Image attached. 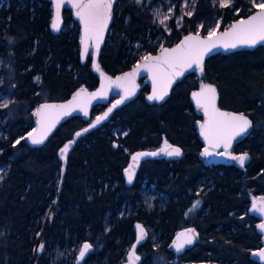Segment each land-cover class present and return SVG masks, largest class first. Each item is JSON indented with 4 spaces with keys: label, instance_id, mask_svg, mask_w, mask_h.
I'll list each match as a JSON object with an SVG mask.
<instances>
[{
    "label": "trees",
    "instance_id": "trees-1",
    "mask_svg": "<svg viewBox=\"0 0 264 264\" xmlns=\"http://www.w3.org/2000/svg\"><path fill=\"white\" fill-rule=\"evenodd\" d=\"M185 1L192 14L183 15L180 24L172 19L167 31L155 24L156 8L171 6L178 16ZM254 3L264 0H232L227 7L218 0H118L99 66L110 75L125 72L186 34L206 37L217 25L225 30L252 14ZM51 18L45 0H5L0 6V95L11 98L0 106L5 119L0 167H6L0 183V264H122L135 242L136 222L156 235L153 240L149 232L137 247L139 264H258L251 254L261 248V236L249 208L252 198L264 196V47L209 58L201 78L186 76L160 106L145 102L143 86L136 99L77 138L61 175L60 148L105 106L95 107L87 121L70 118L41 146L25 142L37 105L97 85L90 58L80 64L79 28L70 12L63 13L64 27L56 35L49 30ZM203 84L216 89L220 108L252 122L235 147L236 154L250 156L244 169L205 166L198 159L195 124L201 117L190 95ZM164 141L179 147L182 157L145 160L128 184L124 171L131 155ZM150 194L161 198L147 209ZM190 226L198 241L174 255L170 241ZM84 244L91 247L81 261L56 260L57 250Z\"/></svg>",
    "mask_w": 264,
    "mask_h": 264
},
{
    "label": "snow or ice",
    "instance_id": "snow-or-ice-1",
    "mask_svg": "<svg viewBox=\"0 0 264 264\" xmlns=\"http://www.w3.org/2000/svg\"><path fill=\"white\" fill-rule=\"evenodd\" d=\"M140 3L141 0H136ZM221 7H227L231 0H219ZM61 7V0H56V18L52 24V27L59 30L60 16L59 11ZM73 7L77 8V15L80 17L84 24L85 39H96L99 41L102 38L104 29L107 26L109 19L111 18L112 0H87V2L74 3ZM254 7L259 9L256 14L250 16L248 19H241L238 22L231 25L230 30L224 31L220 35H216V29L208 32L206 38H200L199 35H188L184 40L174 48L167 49L161 48L160 55L151 56L145 55L142 57V64L137 65L132 72L126 73L122 77H117L115 80H111L105 77L109 82V86L115 85L116 87H125L126 85H131V87H125V95L117 100L113 104L112 108L108 109V112L104 113L103 117H96L94 124L90 127H96L97 124L101 122L102 119L107 118L108 114L117 105L124 102L130 96L134 95V77L136 76L138 70L143 68L153 74L154 83L159 79L163 83V88L159 91L154 89L152 95L148 97L150 101H161L167 95V87L171 84L172 80L183 74L184 70L192 68L195 66L201 73L203 72V59L205 55L211 53L213 49L217 47L236 48L240 45L254 46L259 42H264V3L255 4ZM157 16L160 15L157 11ZM188 12L187 15H191ZM168 17L165 16L160 20V23H164ZM219 25H217V28ZM215 37V39H213ZM97 51L99 50V45H96ZM87 52V48H85ZM103 76V73H101ZM107 89L102 86L99 93H91L87 100L90 102L91 99L97 96H105ZM83 95V91L77 92L73 97V100L65 105H42L36 110V115L40 118L38 120V127L33 129L32 132L28 133V138L33 145H39L44 142L47 137L48 131L54 127L56 121L46 120L45 113L49 108H56L62 111L63 115L67 116L71 114V111L76 110L79 102V98ZM197 105L199 108L203 109L206 120L200 125L201 135L204 137L208 144V147L204 149L201 153L203 156L213 155V152L209 149H217L223 147L225 149L224 153L221 155L228 154L231 160L236 161L241 168L244 167L246 161L249 159L247 153L239 156L230 155L227 150L231 147L232 141L237 137L247 132L251 127V121L244 114H233L227 112H221L216 107V89L211 85H203L200 92L193 94ZM7 107L5 103L3 105ZM81 111H84L87 115L86 104L80 107ZM85 132L88 129L84 130ZM77 136L81 133H77ZM23 139V138H21ZM16 144L20 143L18 139ZM69 151V145L66 144L64 148L61 149V158H65ZM163 153L169 157H179L182 155L181 150L178 147H172L165 141V146L160 149L159 152H148V153H137L133 156V161L137 162L141 156H157ZM127 174L128 183L132 182L133 172L132 166L125 170ZM199 201L193 205V209L198 207ZM253 210L259 211L264 214V200L261 201V205L257 207L256 202L253 203ZM189 211H192L190 209ZM261 230H264V223L259 225ZM138 228V241L143 240L146 236V232L142 226H137ZM196 238V233L194 229H188L177 235L176 241L174 242V247L177 252H180L185 245H191ZM43 246H41L42 249ZM90 245L84 244L82 250L80 251V257L83 258L86 252L90 249ZM262 260H264V249L257 253ZM129 260L131 262L139 260V257L135 255V246L133 250L129 253Z\"/></svg>",
    "mask_w": 264,
    "mask_h": 264
},
{
    "label": "water",
    "instance_id": "water-1",
    "mask_svg": "<svg viewBox=\"0 0 264 264\" xmlns=\"http://www.w3.org/2000/svg\"><path fill=\"white\" fill-rule=\"evenodd\" d=\"M45 1L49 2L50 5H51L52 18H51V22H50V25H49V30L54 35L59 34L63 30V27H64L63 13L65 11H69L70 12V16H71L72 21L76 22V24H77V26L79 28V61H80V64H84L86 62L87 58L88 57L90 58V71H91L92 74H94L96 76V78H97V85L93 89H87L86 87H80L75 92H73L72 94H70V96L66 100H63V101H55V102H44V103H41V104L37 105V107L35 108V110L33 112V128L30 130V132H32L33 129H36L38 127V120L40 118L35 113H36V110L39 109L42 105H45V104H47V105H65V104H68L70 101L73 100V97L76 95L77 92L83 91V95H82L81 98H79V102H78V106H77L76 110L71 111V114L70 115L65 116V115H63V113H62L61 110L56 109V108H49V109L46 110V113H45L46 120H48V121L55 120L56 123H55L54 127H52L50 131H48L47 137H46V139L44 140V142L42 144L33 145L30 142V139L28 138V134H27L25 136L24 140L29 145V147H35V146H41V145H43L48 140V138L51 136V134L58 127H60L67 120H69L70 118L77 117V118H80L83 121H87L89 119V116H90L91 111L95 107L105 106V109L99 115V117H103L104 116V113L108 112V109L109 108H112L113 104H115L117 100H120L121 97L125 95V87H129V88L131 87V85H126L125 87H116L115 85L109 86V82H108V80L105 79V77H108L111 80H115L117 77H122L126 73L132 72V70L135 67H137V65L142 64V62H143L142 59H141L131 69H129V70L125 71V72H121V73L116 74V75H110V74L106 73L99 66V56H100V52H101V49L103 48V46L105 44L107 34L109 33V30H110V27H111V24H112V20H113V10H114V7L117 4V1L118 0H112L111 18L109 19V21L107 23V26H106V28L103 31L102 38L99 41H97L96 39H88V40L85 39L84 24L81 21L80 17L77 15V11H78L77 8L73 7V4L74 3L87 2V0H61V7H60V11H59V16H60L59 30H56V29H54L52 27V24H53V22H54V20L56 18V0H45ZM258 11L259 10H256L252 14H250L249 16H247L245 18H242V19H248L250 16L256 14V12H258ZM239 20H241V19H238V20L233 21L230 24V26L228 28H226L225 30L216 32V35H220L224 31L230 30L231 25H233L234 23L238 22ZM190 34L191 35H199V34H194V33L186 34L176 44H174L173 46H171V47H164V48L171 49V48L176 47L177 45H179L184 40V38L186 36H188ZM199 37L203 39V38H206L207 36L206 37H203V36L199 35ZM213 39H215V37H213ZM97 43L99 45V50L98 51L96 49ZM261 46L264 47V42H259V43H257L254 46L240 45V46H238L236 48H228V49H225L223 47H217V48L213 49V51L211 53L205 55V57L203 59V69H204V66H205V62L209 58H211L213 56H216V55H219V54H221V55H229V54H233V53H236V52H242V51H253L256 48L261 47ZM85 48H87V52H85ZM160 51H161V49L156 54H153L151 56H158V55H160ZM101 73H103V76L101 75ZM190 74H193L197 78H201L203 76V74H204V70L201 73L195 66H193L192 68H188V69L184 70L183 74L180 75V76H178V77H176V78H174L172 80L171 84L167 87V89H166L167 90V95L165 96V98L163 100H161V101H150L148 99V97L153 94L154 89L157 90V91L161 90L163 88V83L159 79H157L156 82L154 83L153 74L150 73L149 71L143 69V68H140L138 70L136 76L134 77V95L130 96L128 99L124 100L123 103H121V104L117 105L115 108H113V110L108 114L107 118L102 119L101 122L96 125V127H94V128L93 127H90V125H92V124L95 123L96 119H94V120H92L90 122V124L88 126H86V127L82 128V129L76 131L73 134L72 139L69 140V141H67L60 148V150L58 152V156H59V159H60V162H61V175H63V173H64V171L66 169L67 158H68L69 153H70L71 149L73 148V146H74L75 141L77 140V138H79V137L83 136L84 134H86L87 132H89V131H91V130L97 128V127H99L100 125H102L105 121H107L110 118V116L113 114L114 111L122 108L123 106L129 104L134 99H136L137 96L140 93L141 88L143 86H147L148 87V92H147V94H146V96L144 98L145 99V102L147 104H149V105H157V106H160V105L164 104L169 99L173 88L178 83H180L186 76H188ZM203 85H208V84H203ZM203 85H201L199 87V89H197L196 91H194L190 95V100H191V103H192V105L194 107V110L201 117V119L199 121H197L196 124H195L198 139H199L200 143L203 146V148H202V150H201V152L199 154V158L200 159H205L204 160V165H206V166H212V165H217V166L218 165L231 166V165H235L239 169H244L245 166L248 165V163L250 162V156L249 155H248L249 156V159L246 161V163H245V165H244L243 168H241L236 161L231 160L229 158V155L228 154H224V155H221L220 154V153H224L225 152V149L223 147H220V148H217V149H209L210 151L213 152V155H210V156H203V155H201V153L204 151V149L206 147H208L207 142L205 141L204 137L201 135V129H200V125L205 122L206 117L204 115L203 109H201V108L198 107L197 102H196V99H195V97H194L193 94L194 93H197V92H200ZM102 86L107 89L106 95L103 96V97L97 96L96 98L91 99L90 102H89L87 100V97L91 93H99L100 90H101V88H102ZM113 100H115V101L113 103H111ZM217 102H218V95H217V91H216V107L221 112H227V113H233V114H240V113H235V112L228 111V110H224V109L220 108L218 106V103ZM85 104H86L87 115H85L84 111H81L80 110V107L81 106H84ZM247 118L249 119V117H247ZM85 129H88V131L85 132L84 131ZM251 130H252V122H251V127L248 129L247 132L243 133L240 136H237L232 141L231 147L227 150V152L230 155H233V151H234L235 147L249 135V133L251 132ZM77 133H81V135L77 136L76 135ZM66 144L69 145V151L66 154V157L62 159L61 158V154H60L61 153V149L64 148V146ZM164 146L165 145L161 146L160 148H158L157 150H154V151H140V152H136V153H134V154L131 155L130 161H129V165H128V167L126 169H129V167L132 166L133 178L135 177V175H136V173H137V171L139 169V166H140L141 161H143L145 159H160V158H165V159H180L182 157L183 153L179 157H169V156H166L163 153H161L160 155H157V156H141V157H139V159H138L137 162H134L133 161V156H136L137 153L159 152L160 149L163 148ZM171 146L174 147V148L177 147V146H173V145H171ZM181 152H182V150H181ZM242 154H244V153L236 154L234 156H239V155H242ZM124 176H125L126 181L128 183L127 174H126L125 171H124ZM61 184H62V177H61L60 182H59V189L61 188ZM262 200H264V196H257L255 198H253L251 200L250 208H249V214H251L252 216H254L257 219V221H258L257 226H256V230H257V233L261 236V248L258 249V250H256V251H254L251 254V260L254 261V262H257L258 264H264V260H262L258 255H255L254 254V253H257L260 250L264 249V230H261L260 227H259L260 224L264 223V214H262L259 211L253 210V203L256 202L257 207H259L261 205V201ZM138 225L139 226H142L143 229L146 232L145 227L141 223L136 222L134 224V230H135L136 238H135L134 244L131 246V248L129 249V251H128L126 257H125V260H126V262L128 264H130L129 253L133 250V247L135 246V255H136V249H137V247L140 244L144 243L146 241V239H147V233H146V236L144 237V239L138 241V228H137ZM188 229H194L195 230L196 238L194 239V242L191 245H185V247L180 252H177L176 249H175V247H174V242L176 241V237H177V235L179 233L184 232V231H186ZM197 241H198V231L195 229V227H193V226L186 227V228L180 229L179 231L176 232V234L174 235V237L172 238V240L170 241V243L168 245V250L171 251L174 255L180 256L186 250H188L191 247H193L196 244ZM82 248H83V246H82ZM87 252H86V254H87ZM136 256L139 257V260L134 261V262H131V264H139L140 263L141 257L139 255H136ZM81 259L82 258L80 257V254H79L78 261H81Z\"/></svg>",
    "mask_w": 264,
    "mask_h": 264
},
{
    "label": "rangeland",
    "instance_id": "rangeland-1",
    "mask_svg": "<svg viewBox=\"0 0 264 264\" xmlns=\"http://www.w3.org/2000/svg\"><path fill=\"white\" fill-rule=\"evenodd\" d=\"M4 2H5V0H0V6ZM218 2H219V0H218ZM219 4H220V2H219ZM256 10H259V9L256 8ZM157 11H159V13H160L159 16H157V14H156ZM188 12H191V5H190V2L185 1L183 3V5H182L181 13L178 16H176V14L173 12V9H172L171 6H168V7L160 6V7L156 8L153 11V15L152 16H153V20L155 21V24H157V26L161 27L163 30L167 31L169 23L171 22L172 19L175 20L176 23L180 24L183 15H186ZM165 16H167L168 19L165 20L163 24L160 23V20L163 19ZM214 29H216V32H218L217 26ZM0 66H1V63H0ZM1 85H2V78H0V86ZM10 101H11L10 96H8V95H0V106L4 107L3 105L5 103L8 105L10 103ZM114 101L115 100H113L112 103ZM4 122H5V119L1 118L0 119V140H1V138H5V136L3 135V132L1 130V126L3 125ZM163 144H165V141L163 142ZM5 173H6V167H0V183H1ZM151 190L152 189H150V193H151ZM160 198H161L160 196H157V195H154V194H150V196L147 197V199L145 201V205H146L147 209H150L153 206V201L155 199H160ZM149 232L150 233L152 232V239L155 240L156 239V235L153 233V230L152 229H149L148 231L146 230L147 235H148ZM129 249L130 248H127L125 250V257H126L128 251H129ZM81 250H82V246L81 245L77 246L76 248H71V249H68V250H60V251L57 250L56 251V260H60L61 259V260H64V261L77 262V259H78V256H79ZM136 255H139V254L136 253ZM125 257H124V261H123L122 264H128L126 262V260H125Z\"/></svg>",
    "mask_w": 264,
    "mask_h": 264
},
{
    "label": "flooded vegetation",
    "instance_id": "flooded-vegetation-1",
    "mask_svg": "<svg viewBox=\"0 0 264 264\" xmlns=\"http://www.w3.org/2000/svg\"><path fill=\"white\" fill-rule=\"evenodd\" d=\"M111 103H112V102H111ZM199 142H200V141H199ZM200 144H201V143H200ZM163 145H165V144H162L161 146H163ZM168 145H171V144L168 143ZM161 146H159L158 148H160ZM158 148H157V149H158ZM202 148H203V146H202V144H201V149H200V151H199V154H200ZM157 149H155V150H157ZM151 151H154V150H151ZM199 154H198V159H199L200 161H202L203 164H204V160H205V159H200V158H199ZM233 155H236V153H235V149H234V151H233ZM160 159H164V160H166V161L178 160V159H165V158H160ZM145 160H148V159H145ZM145 160H143V161H145ZM143 161H141V163H142ZM141 163H140V164H141ZM205 166H206V165H205ZM212 166H213V165H212ZM218 166H222V165H218ZM139 167H140V166H139Z\"/></svg>",
    "mask_w": 264,
    "mask_h": 264
}]
</instances>
